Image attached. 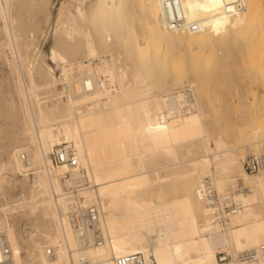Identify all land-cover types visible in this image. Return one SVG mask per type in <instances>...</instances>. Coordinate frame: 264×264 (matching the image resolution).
Returning a JSON list of instances; mask_svg holds the SVG:
<instances>
[{"label": "bare ground", "instance_id": "obj_1", "mask_svg": "<svg viewBox=\"0 0 264 264\" xmlns=\"http://www.w3.org/2000/svg\"><path fill=\"white\" fill-rule=\"evenodd\" d=\"M22 1L0 0V29L13 57L9 59L16 77L12 80L23 100L25 115L20 118L18 130L29 144L15 143L7 168L26 177L25 187L30 193L28 198L25 194L18 198L20 201L17 199L19 202L6 207H25L29 213L37 214L39 224L41 219L53 224L48 230L41 222L37 224L41 229L34 225L36 233H28V246L37 256L34 264H117L118 258L127 263L135 254L144 258V264H237L236 256L264 243V168L249 174L239 164V154L233 146L227 147L221 135L211 137L200 104L189 87L191 82L187 89L165 94L152 90L151 80L157 72L161 75L169 70L173 83L178 84L183 71L182 59L171 56L173 47L167 49L168 44L161 41L165 40L166 29H174V35L183 38L185 45H198L202 21L213 17L209 12L203 14L209 5L207 0H137L145 11L143 17L135 18L137 22L132 14H126V0H75L74 6L71 1L73 10L61 5L49 53L59 76L47 63L33 66L19 50L20 33L15 24L20 17L16 15V5ZM235 6L242 9L240 2ZM250 17L245 25L238 22L247 26V43L250 47L264 46V24ZM173 19L180 24L173 25ZM191 24L197 28L192 29ZM116 42L122 43L124 51L127 49L126 56L135 66L130 78L126 64L120 66L119 56L116 58L109 50ZM60 83L66 88L65 98L56 91ZM44 88L51 89V93L55 90L58 97L49 103L40 100ZM200 94L205 98L204 90ZM259 126L251 131L255 142ZM261 134L259 137L264 135ZM62 143L72 147L73 157L70 162L55 164L49 153ZM6 146L9 147L7 143ZM179 147L191 154L197 148L200 151L185 160L188 169L179 174L191 187L196 185L193 193L158 202L149 194L145 197L142 190L156 180L152 182L144 166L145 157H155L158 151L175 159ZM159 166L152 169L157 179L165 181L166 175L158 174ZM208 175L218 195L231 193L241 204L222 223L211 220L209 208L197 192ZM239 177L249 188L232 191ZM76 185L82 201L98 207L99 239L90 230L76 231L63 211L68 201L66 188ZM229 186L233 187L227 191ZM9 222L0 218V262L18 264L23 260L21 247ZM218 253H224L226 259L219 262Z\"/></svg>", "mask_w": 264, "mask_h": 264}, {"label": "rangeland", "instance_id": "obj_2", "mask_svg": "<svg viewBox=\"0 0 264 264\" xmlns=\"http://www.w3.org/2000/svg\"><path fill=\"white\" fill-rule=\"evenodd\" d=\"M39 1L40 0H23L22 3L18 2L16 5V15L20 17L18 21L21 22L23 26L21 27L18 21L15 24L16 32L20 33L18 44H21V46L18 45L19 50L22 54L25 53L27 55L28 60L32 61L33 66H44L43 64L47 63L55 69V75L59 76L58 66L49 58L51 49L50 47H52V45L54 44L53 41L55 40L56 35V33L54 32L55 29L53 27L56 26L55 21L57 19V13L60 6L64 5L66 9L73 10V6L76 1ZM237 2H240V7H242V9H239L235 6V3ZM71 3L73 6L71 5ZM87 3L88 2L85 1L86 7ZM207 3L209 5L206 6L207 9L203 10V14L209 12L211 15H213V17L204 18V20L202 21V28L200 29L201 37L199 39L200 42L198 45L192 44L191 46H187L185 45L183 38L178 39L177 36L174 35L176 33L174 29H166L165 34H163V36H165V40L161 41L168 44L166 45L167 49H170L172 46L174 53L177 52V54L174 55L172 52L173 50H170L171 52H169L171 56H177L176 58L182 59L183 71L180 76V79L182 80L179 79V82H177L178 84H176V81L175 83H173L175 79H172L174 77L172 76L171 72L169 73V70L168 72L164 71L161 75H159L161 72H157L156 74H154L151 80L152 90L155 93L159 92L160 94H165L166 92H170L169 90L174 91L181 88L187 89V87L192 83V85H190L189 87L190 89H192L191 91L193 97L198 100L200 108L204 114V124L206 130L211 134V137L221 135L226 142L227 147L233 146V151H236L235 153L239 154L237 155L239 164L243 167V160L248 155L264 152V135L260 136L262 137L261 140L259 137L261 133L264 134L262 130L264 129V46L258 44L256 46L250 47L247 43V40L250 36L245 31L247 26H242L250 20V16L254 18L255 22L260 20V22L264 24V0H207ZM125 9L126 14H132L133 19L136 22L137 20L135 18L143 17V15L145 14L144 9H141L139 7L137 0H126ZM239 16H241V20L238 19ZM239 21L242 22V25H239ZM20 28L22 30H20ZM0 32V34H2L0 35V44L2 45L0 46V218L8 222L10 221V227L13 229L14 233H16L15 235H17L18 243L21 247V257L23 259L20 263L23 262L22 264H34L36 261V259L34 258H37V256H35V251L31 250V246H28V244L31 245V243H29L30 237L28 236L30 235V233L36 231V229H34L35 226H37V229L39 227V229L42 228L41 226H39L41 222V225L45 226V229L48 230L53 227V224H51V222L46 223V221L42 219H39V224L36 218L37 214L32 212V214L29 213L30 211L26 210L25 207H22L21 209L13 208L14 210L12 208H9L12 210H9L7 208L9 205V207H11L15 204V202H19L20 199H22L21 197H24L25 194H27V198L29 197L30 190L28 187H25V185L28 186V182H25L27 181V179H25L26 177L22 176L20 172L12 170L11 167L7 168L8 166H10L12 149L15 143L19 144L23 142V146L29 144L24 135L22 137V133H20V131L18 130V125H20L19 123H21V120L25 115L23 114L24 110L22 107L23 100L16 90V81L12 80L16 77L14 75L15 73L13 72L12 66H10L9 64V59L11 61V58L13 57L11 56L12 53H10L11 50L6 44L7 38L2 33L1 29ZM121 44L120 42H116L112 45L111 48H109V50L116 58L119 56V62H117L120 64V66L126 64L128 70V78H130L132 73L135 72V66L134 64H131L133 62L130 57L126 56L127 49L126 51H124L125 48ZM194 50L197 53H195ZM116 51L119 52L117 53ZM37 54L40 56H38ZM27 61L25 62V64H27ZM164 73L166 74L165 77L163 75ZM167 73H169V77ZM170 74L172 78H170ZM12 75L14 77H12ZM195 80H197V82ZM189 82L191 83L189 84ZM193 82H195L196 84ZM197 83L200 85H198ZM56 86V91H60V95L55 94V90H52V94L50 88V90H48V88H44L43 90L41 89V91L39 89L38 91H43V93L39 92L40 100L42 99L49 103L51 100H55L58 96L63 98L65 96L64 93H66V88L63 84L61 85V83ZM45 89L47 90L44 91ZM198 90H200V92H198ZM201 90L205 91V98L202 97V94L199 95V93H201ZM206 91L209 94H207ZM207 95L208 98H206ZM11 107L13 109H11ZM12 113H14V116ZM16 120L18 121L17 124ZM260 123H263L262 126L258 125ZM256 126H259V131H256L257 133L255 134H258V136L256 135L255 137L259 139L257 140L254 137V139L257 140L255 142L253 139H251L253 138V132L251 131ZM13 127L15 130L17 129L16 132L15 130L10 131V128ZM5 130H7V132ZM261 130L262 132L260 133ZM15 133L19 135H16ZM8 135H10V137ZM18 137L22 138L18 139ZM241 138L244 140H242ZM24 141H26L27 143H25ZM6 143L7 145H9V147L6 146ZM68 143H62L57 146L60 147ZM209 144L211 147H213V140H210ZM179 149L180 147L176 149L175 159L173 156H168L158 151L155 153V157H149L148 155L145 157L146 159H144V166L148 170V173L152 178V182L154 179H156L154 180L153 184L143 189L145 191L142 190L145 197H147L149 194L151 196H148L149 198H151L155 202H158L168 200L173 197H178L186 193H193L194 186L196 185L191 187L189 185L190 182L186 179L185 182L184 177L180 175L181 172L183 174L188 169V165L186 163L187 161L185 162V160H187V158L189 157H192L195 152L199 153L200 151L197 148L198 151L195 150L193 154H191L185 152L184 149ZM49 156L51 158V155ZM173 159L178 163L176 162L174 164L175 161ZM157 166L160 167L158 169V174L162 176L166 175L165 177L167 178L165 181L156 178V174L154 173V170L152 168H156ZM161 166L165 167L161 168ZM12 171H15L16 173H13ZM255 173L249 172V174ZM169 174L170 176H167ZM171 174H174L175 176H172ZM171 179L173 181H171ZM229 187L227 191L232 189L233 186ZM235 188H242L244 190H247L249 188V185L244 183L243 180L239 177L237 179L236 186H234L232 191L235 190ZM24 190H28V193H25ZM157 196L161 198L159 199V197ZM2 206H4L3 208H6L4 210L7 213H5L4 210H1L3 209ZM5 215L7 216L6 218ZM43 222H45L46 224L44 225ZM36 236L38 237L37 234ZM27 248L29 252L26 251ZM27 253L30 256H26L28 255ZM31 259L33 263L31 262ZM0 264H13V262L2 261L0 262Z\"/></svg>", "mask_w": 264, "mask_h": 264}, {"label": "built area", "instance_id": "obj_3", "mask_svg": "<svg viewBox=\"0 0 264 264\" xmlns=\"http://www.w3.org/2000/svg\"><path fill=\"white\" fill-rule=\"evenodd\" d=\"M173 25L180 24L178 19L172 20ZM192 29H196V24H191ZM51 159L55 164L70 162L73 157L71 146L64 144L50 153ZM244 169L247 172L255 173L264 168V152L260 154L248 155L243 160ZM79 187L69 186L66 188L67 204L64 207V213L71 226L79 232L90 230L95 239L100 238L97 227L99 217L98 207L95 204H85L79 193ZM198 195L200 199L209 208L211 220L215 222H225L230 214L235 213L241 206L231 193L218 195L214 188L213 179L210 175L205 176L198 186ZM128 262H122L119 258L117 264H144V258L140 254H135L128 258ZM226 259L224 254L218 253V261ZM237 264H264V243L259 244L252 250L244 251L236 256ZM219 264V263H218Z\"/></svg>", "mask_w": 264, "mask_h": 264}]
</instances>
